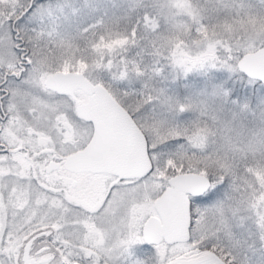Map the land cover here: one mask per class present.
<instances>
[{
	"label": "snow or ice",
	"instance_id": "snow-or-ice-1",
	"mask_svg": "<svg viewBox=\"0 0 264 264\" xmlns=\"http://www.w3.org/2000/svg\"><path fill=\"white\" fill-rule=\"evenodd\" d=\"M0 264H264V0H0Z\"/></svg>",
	"mask_w": 264,
	"mask_h": 264
}]
</instances>
